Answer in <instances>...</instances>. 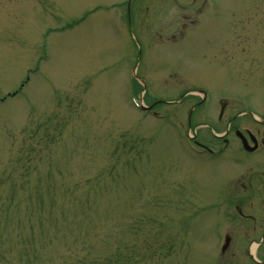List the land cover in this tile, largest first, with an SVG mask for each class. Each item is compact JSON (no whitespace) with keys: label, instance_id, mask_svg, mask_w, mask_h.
<instances>
[{"label":"rangeland","instance_id":"1","mask_svg":"<svg viewBox=\"0 0 264 264\" xmlns=\"http://www.w3.org/2000/svg\"><path fill=\"white\" fill-rule=\"evenodd\" d=\"M121 1L0 0V264H77L111 245L113 256L131 246L124 253L138 254L132 264H256L242 235L257 240L264 226L249 231L250 219L232 204L239 200L259 226L254 206L264 197L234 195L259 155H242L231 137L223 156L247 160L243 170L193 156L162 119L140 115L130 87L136 61L158 100L178 89H199L211 101L244 95L264 117V0H213L220 16L196 27L189 20L204 17L197 3L180 0L181 10L150 0L143 15L134 0L141 15L130 28L115 6ZM183 22L185 36L166 41ZM175 101L155 109L184 119ZM235 120L264 136L257 122ZM194 135L220 145L205 129ZM219 202L230 236L223 253L211 232L222 224ZM164 243L165 254L157 248ZM257 252L264 260V243Z\"/></svg>","mask_w":264,"mask_h":264},{"label":"flooded vegetation","instance_id":"2","mask_svg":"<svg viewBox=\"0 0 264 264\" xmlns=\"http://www.w3.org/2000/svg\"><path fill=\"white\" fill-rule=\"evenodd\" d=\"M200 9H203V5L200 2ZM221 104H222V110H221ZM186 104L182 103V107H184ZM212 105L214 107H216L217 105H219L218 111L215 112V109H213V113L211 115H205V116H201L198 118H195L194 120V124H196V127L200 128H207L209 130L214 131H219L220 134L219 135H215L216 138H219L218 142H220V145L223 146V149L226 147H230L229 141L232 143V139L231 137L234 139V141L236 142L237 145V141L238 138L235 136V131H240L247 139L248 142H250L249 139V135H248V131L249 129L246 127H240L237 124L231 125V129L232 133H229L230 130H227V126L230 125L232 123V118H233V114L231 115H227V112L230 108H234L235 105L229 103L228 101H221V100H216L213 101ZM178 106H180V104H178ZM197 106V101H193L190 104V107H196ZM241 112V109H239L235 114H239ZM214 113H216L214 115ZM224 124L223 129H221L222 125ZM188 125H191V122L189 121ZM220 126V127H219ZM222 130V131H220ZM231 132V131H230ZM230 134V136H229ZM235 136V137H234ZM255 140L256 142V146L253 152H260L261 155H264V136L261 135L260 130L256 129L254 130V136L252 137V140ZM219 145V146H220ZM238 147V145H237ZM231 150V149H230ZM228 151V150H227ZM226 153V152H224ZM230 158V157H227ZM231 161L234 160V157L230 158ZM253 161V160H252ZM244 161H238L237 164H235L236 168L235 169H242L241 166L243 164ZM255 164L254 165H249L247 164V166H250L252 168H254V170L251 173V179H248V181H246L245 183L240 182L236 188V193H234V195L237 197L241 196V197H248V195H252L253 197H259L262 196V198L264 197V156L261 158H256L254 159ZM218 165V164H217ZM227 166L228 169H230V167H233V164H227V165H223V167ZM233 171V170H232ZM253 176H255L253 178ZM239 178V177H238ZM237 177L235 178V181L230 180L234 185L236 183V181H238ZM253 181V182H252ZM229 195V194H228ZM227 195V197H228ZM233 206V210L236 212V214L243 219L244 222H249V225L251 226L250 229H248L249 231H252L255 233H257L258 228H260V226H264V201H259L257 203V206H254L255 209H257L259 211V213L261 214V217H259V226H256V223L258 221V219L253 218L254 216H249L246 215L244 212V209L241 205H239V200L237 202H235ZM246 208L250 209L252 208V206H247ZM227 209V208H226ZM252 222V223H251ZM248 224V223H246ZM246 230V229H245ZM243 230V231H245ZM260 231V230H259ZM262 233V234H261ZM260 234V238L262 239V241H264V230L263 232H261ZM244 236L247 237L248 240H254V238L247 232L243 233Z\"/></svg>","mask_w":264,"mask_h":264},{"label":"bare ground","instance_id":"3","mask_svg":"<svg viewBox=\"0 0 264 264\" xmlns=\"http://www.w3.org/2000/svg\"><path fill=\"white\" fill-rule=\"evenodd\" d=\"M255 247V245H252V249Z\"/></svg>","mask_w":264,"mask_h":264}]
</instances>
